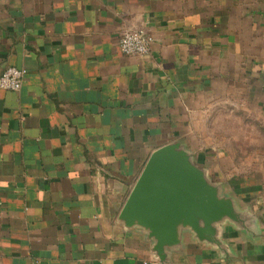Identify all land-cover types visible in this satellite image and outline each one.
Segmentation results:
<instances>
[{
  "label": "crops",
  "instance_id": "1",
  "mask_svg": "<svg viewBox=\"0 0 264 264\" xmlns=\"http://www.w3.org/2000/svg\"><path fill=\"white\" fill-rule=\"evenodd\" d=\"M134 30L148 55L122 54ZM11 66L27 75L0 90V264H264V196L213 178L241 214L219 245L186 231L161 262L119 219L151 154L183 145L196 98L241 74L264 89V0H0Z\"/></svg>",
  "mask_w": 264,
  "mask_h": 264
},
{
  "label": "water",
  "instance_id": "2",
  "mask_svg": "<svg viewBox=\"0 0 264 264\" xmlns=\"http://www.w3.org/2000/svg\"><path fill=\"white\" fill-rule=\"evenodd\" d=\"M233 199L223 194L208 170L180 142L155 150L133 187L121 213L127 228L138 227L154 241L161 262L193 232L202 242L219 245V227L238 222Z\"/></svg>",
  "mask_w": 264,
  "mask_h": 264
},
{
  "label": "rangeland",
  "instance_id": "3",
  "mask_svg": "<svg viewBox=\"0 0 264 264\" xmlns=\"http://www.w3.org/2000/svg\"><path fill=\"white\" fill-rule=\"evenodd\" d=\"M250 80L231 77L196 98L183 145L204 158L210 177L224 182L228 192L255 193L259 199L264 196V89Z\"/></svg>",
  "mask_w": 264,
  "mask_h": 264
},
{
  "label": "built area",
  "instance_id": "4",
  "mask_svg": "<svg viewBox=\"0 0 264 264\" xmlns=\"http://www.w3.org/2000/svg\"><path fill=\"white\" fill-rule=\"evenodd\" d=\"M154 38L144 30L125 32L120 38V50L127 56H145L150 53ZM27 71L8 67L0 74V90L19 91L26 79Z\"/></svg>",
  "mask_w": 264,
  "mask_h": 264
}]
</instances>
